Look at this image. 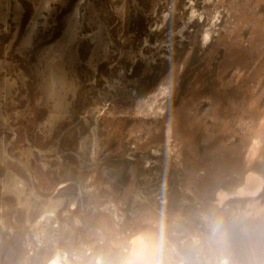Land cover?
Returning <instances> with one entry per match:
<instances>
[{
  "label": "rangeland",
  "instance_id": "rangeland-1",
  "mask_svg": "<svg viewBox=\"0 0 264 264\" xmlns=\"http://www.w3.org/2000/svg\"><path fill=\"white\" fill-rule=\"evenodd\" d=\"M261 133L264 0H0V264H264Z\"/></svg>",
  "mask_w": 264,
  "mask_h": 264
},
{
  "label": "clouds",
  "instance_id": "clouds-1",
  "mask_svg": "<svg viewBox=\"0 0 264 264\" xmlns=\"http://www.w3.org/2000/svg\"><path fill=\"white\" fill-rule=\"evenodd\" d=\"M165 239L159 237L141 236L130 245V253L124 264H165Z\"/></svg>",
  "mask_w": 264,
  "mask_h": 264
},
{
  "label": "bare ground",
  "instance_id": "bare-ground-1",
  "mask_svg": "<svg viewBox=\"0 0 264 264\" xmlns=\"http://www.w3.org/2000/svg\"><path fill=\"white\" fill-rule=\"evenodd\" d=\"M208 36H210V35H208ZM160 89V88H159ZM167 90H168V87H166V86H161V89L159 90V91H156V92H154L151 96H150V100L148 101V102H150V101H152L151 102V106H154L155 104L157 105V103L159 102V100H160V96L161 95H164L165 93H167ZM159 108H160V106H158ZM261 136H264V134L263 133H261ZM259 141H256L255 143H254V145H253V147H252V153L253 154H256V152H257V149H258V147H259ZM258 175L257 174H255V173H252V172H250L248 175H247V181L248 182H250V183H252V184H255L257 181H258ZM252 186V185H251ZM251 186L249 185L247 188H245V189H242V190H240V194L241 195H245V194H252V193H254L253 191H252V188H251ZM258 189H259V187H258ZM221 198L222 197H227V194H220L219 195ZM229 196V195H228ZM139 237H141V236H139ZM139 237H137L136 239H134V241L135 240H137Z\"/></svg>",
  "mask_w": 264,
  "mask_h": 264
}]
</instances>
